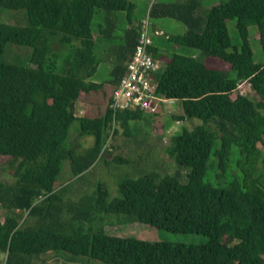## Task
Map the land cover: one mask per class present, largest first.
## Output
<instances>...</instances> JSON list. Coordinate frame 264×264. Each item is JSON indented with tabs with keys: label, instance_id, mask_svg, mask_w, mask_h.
Wrapping results in <instances>:
<instances>
[{
	"label": "trees",
	"instance_id": "1",
	"mask_svg": "<svg viewBox=\"0 0 264 264\" xmlns=\"http://www.w3.org/2000/svg\"><path fill=\"white\" fill-rule=\"evenodd\" d=\"M200 5V0L154 1L148 11L152 17L180 20L186 31L167 39L197 50L195 55L155 56L162 61L153 72L156 92L181 106L182 113L172 119L202 121L172 135L165 147L178 168L124 178L120 195L111 199L98 182L92 194L74 200L66 197L68 183L54 184L62 162L69 163L72 177L82 176L103 156L99 153L111 129L112 140L116 125L127 135L129 121L146 113L110 107L141 20L113 43L118 12L133 8L129 0H0V7L26 13L23 26L0 21V164L13 177L0 181V208L7 211L0 217L4 264H31L32 256L49 251L105 264H264V157L257 167L264 147V61L254 60L248 40V27L257 26L264 51V0H228L206 12ZM229 19H235L237 44L228 34ZM154 32L150 28L151 36ZM105 42L114 54L108 89L105 82L88 80L99 63L94 49ZM6 43L25 45L27 62L5 61ZM149 48L153 54V44ZM241 82L249 84V96L238 89ZM83 93L103 108L76 115ZM72 129L93 136V142L82 149L71 145ZM217 135L216 161L209 164ZM233 145L235 167L230 165ZM110 146L106 154L113 161L127 162L119 145ZM180 168L187 169L186 181L180 179ZM111 213L207 240L195 244L111 235L102 224ZM83 223L90 224L87 230Z\"/></svg>",
	"mask_w": 264,
	"mask_h": 264
},
{
	"label": "rangeland",
	"instance_id": "2",
	"mask_svg": "<svg viewBox=\"0 0 264 264\" xmlns=\"http://www.w3.org/2000/svg\"><path fill=\"white\" fill-rule=\"evenodd\" d=\"M131 1L133 8L131 10H122L118 12L116 21V27L112 32L113 43H119L122 39L125 29L128 26L136 27L140 20L148 16L150 21V28L156 26L162 29V34H152L155 44L159 47L160 53L177 52L182 54L195 55L196 49L186 48L178 45H174L167 39V35L181 34L186 31V27L182 22L173 17H152L149 15V7L156 1H163L165 3H173L183 0H129ZM201 11L206 12L211 5L228 1V0H200ZM0 21L15 24L17 26L26 25V13L25 10H10L0 7ZM92 30L94 34L98 33L97 23L99 19L96 18L92 21ZM227 30L232 44L239 43V38L235 28V19H229L226 21ZM248 40L253 52L255 61H264V51L262 44L259 40V31L257 26L250 25L248 27ZM106 43V42H105ZM97 47V46H96ZM95 52L98 55L99 63L96 71L92 76L88 78L94 82H105V88H109V81L111 79V69L113 67L114 54L109 50V44H101V48H96ZM28 48L25 45H15L12 43H6L2 58L5 61L13 63H25L28 60ZM238 89L242 93H246L248 96L251 94L250 86L246 82H241ZM234 92L232 96H235ZM83 96L88 97L83 93ZM77 101L75 105V114L80 115L82 113V106L84 107L83 99L80 103ZM90 103V102H89ZM95 104V102H91ZM101 105L100 102H98ZM152 112H144L142 117L135 120H130L128 123V134L124 135L123 129L117 126L118 133L112 142L119 145V153L122 158H126L127 162L113 161L111 157L106 156V152L103 154V158L96 160L95 163L80 177H72L69 169V163L67 161L62 162V170L57 176L55 186L59 187L64 183H68L69 192L66 197L71 199H77L84 194H92L95 190L96 184L101 182L108 190L109 198L118 197L120 195L118 184L124 178H135L147 174L149 171H156L161 175L165 173H171L178 168L176 161L165 151V147L170 142L172 135L181 131L183 128L191 129L193 126L200 124L202 121L199 118H184L180 121L173 120L172 114H181V106L179 101H169L163 104L157 114H150ZM93 142V136L83 135L80 136L77 130L72 129L70 135L71 145H81V148H85ZM219 142V136L217 135L215 144L213 145L211 155L209 157V164L216 161L213 155L215 148ZM238 156V150L236 146H231L230 150V165L235 167ZM264 157V147L260 155L259 170L261 169V160ZM181 181H186L185 168H180ZM212 171L208 168V173ZM13 177L11 170L7 169L0 164V181H12ZM204 181H208L207 176L204 177ZM7 214L6 210L0 208V217L3 220ZM103 226L106 233L118 236L133 235L137 238L148 241H170V242H182V243H203L207 240V237L196 233H171L164 229H159L145 223L135 220V218L127 216L125 214L111 213L103 216ZM83 229L87 230L89 223H83ZM44 260V261H43ZM5 254L0 253V264H4ZM31 264H105L98 260L91 259L87 256H72L67 255L62 251H49L39 255L31 257Z\"/></svg>",
	"mask_w": 264,
	"mask_h": 264
},
{
	"label": "built area",
	"instance_id": "3",
	"mask_svg": "<svg viewBox=\"0 0 264 264\" xmlns=\"http://www.w3.org/2000/svg\"><path fill=\"white\" fill-rule=\"evenodd\" d=\"M155 34L161 32L155 30ZM152 36L150 34V22L148 17L142 19L138 27L137 43L131 58L126 63V71L121 76L110 102L114 110L141 109L149 112H157L161 105L174 101L156 92V82L153 79V72L160 64L153 56L150 45ZM116 120L113 119V125ZM113 131L111 129L105 145L99 156L111 150Z\"/></svg>",
	"mask_w": 264,
	"mask_h": 264
},
{
	"label": "crops",
	"instance_id": "4",
	"mask_svg": "<svg viewBox=\"0 0 264 264\" xmlns=\"http://www.w3.org/2000/svg\"><path fill=\"white\" fill-rule=\"evenodd\" d=\"M152 30H158V31H160L161 33L160 34H162V29H159V28H157L156 26H153V28H152ZM152 34H155V33H152ZM160 34H155V35H160ZM168 36H170V35H167V38H168ZM152 44H153V46H154V53H153V55H154V57L156 56V57H160V56H164V55H166L167 53H160L159 52V47L155 44V41H154V39H153V36H152ZM155 57V58H156ZM157 60H158V62H159V64H160V66L162 65V61L161 60H159L158 58H156ZM83 99H88V101H84V102H82V100ZM90 102V103H89ZM91 102L92 101H90V98H89V96L88 97H86V96H83L82 98H81V102L80 103H84V107L82 106V113L80 114V115H82V114H84V112L86 111V113L88 114V115H92L93 114V109H95L96 107H101V108H103V105L101 104V105H94V104H91ZM88 103V105L89 106H87L86 107V104ZM93 103V102H92ZM75 105H77V101H76V104ZM76 107V106H75ZM87 108V110H85ZM78 115V114H77ZM79 116V115H78ZM106 156H107V154H106Z\"/></svg>",
	"mask_w": 264,
	"mask_h": 264
}]
</instances>
